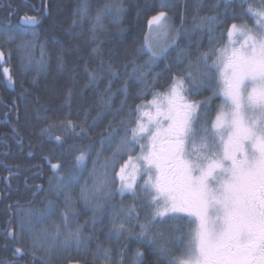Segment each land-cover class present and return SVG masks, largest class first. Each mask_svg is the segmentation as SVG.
Returning <instances> with one entry per match:
<instances>
[{"label": "snow or ice", "instance_id": "6c2138e0", "mask_svg": "<svg viewBox=\"0 0 264 264\" xmlns=\"http://www.w3.org/2000/svg\"><path fill=\"white\" fill-rule=\"evenodd\" d=\"M176 7L173 0H157L148 9L154 14L147 19L143 41L124 49L127 61L122 64L116 62L121 58L119 43L110 47L107 59L103 50L113 39L106 22L116 27L120 38L127 31L123 23L128 10L122 0H77L65 33L70 37L67 45L59 36L50 38L57 46L54 56L46 55L37 33L43 17L50 15L49 0H44L43 15H24L15 26L0 23V87L17 86L10 67L12 49L5 47L15 45L21 74L33 66L38 75L47 74L55 60L60 72L47 82L46 94L62 92L63 105L69 108L67 115L53 119L34 96L37 79L31 80V87L19 85L12 110L19 121L17 100L25 105L26 118L28 106L39 104L34 111L44 124L39 135L49 145L43 159L51 176L47 187L29 186L27 207L16 202L4 231V250L10 255L0 257V264H264V0H217L215 15L194 21L191 31L206 30L209 35L206 50L196 42L195 56L177 42L182 34L191 42V32L174 27L170 13ZM84 22L89 24L87 36ZM37 47L39 60L32 55ZM170 50H178L181 70L172 73L165 64L168 83L162 91H153L163 75L156 68L170 58ZM70 52L74 56L69 69ZM138 56L147 59L138 64ZM81 65L84 89L95 90L102 83L105 87L96 101L99 107L82 104L83 116L73 119ZM121 68L144 85L137 94L140 103L128 104V80L121 78ZM65 71L66 79L61 75ZM114 81L123 85L119 107L114 104ZM202 90L212 96L192 99ZM216 96H223V102L212 118L209 110ZM93 110L97 115L89 123ZM113 110L99 149L84 143ZM12 132L19 143L20 130L14 126ZM86 171L88 179L81 183ZM117 194L131 196L133 203L117 209L112 205ZM82 216L87 218L81 223ZM98 234L105 236L107 246ZM130 242L138 245L131 258Z\"/></svg>", "mask_w": 264, "mask_h": 264}, {"label": "trees", "instance_id": "16d2710c", "mask_svg": "<svg viewBox=\"0 0 264 264\" xmlns=\"http://www.w3.org/2000/svg\"><path fill=\"white\" fill-rule=\"evenodd\" d=\"M5 2V10L3 20L6 22H12V25L15 26L19 23L20 19L24 15H43L42 7L44 0H2ZM125 8L128 10L127 14L124 18L123 27L127 29L123 38H120L116 35V27L110 24H107L108 32L112 34V41L110 44L104 47L105 59H107V54L109 52L110 47L116 46L117 43L121 46V58L116 62L117 64H122L127 61V57L124 55V49L127 48L129 51L135 47H139V45L143 41V37L147 31V19L152 13L148 9L154 7L157 3V0H122ZM174 3L177 4V7L172 10L170 13L173 17L174 27L177 29H181L183 33V29H188L191 32V42L188 37H185L183 34L180 39L177 41L180 45L181 49L188 50L191 52L193 56L197 54L196 42L199 41V47L201 51L206 50L209 47V35L206 30L196 29L195 31H191L194 29V21H198L199 17L210 16L216 14V9L214 8L217 0H173ZM51 4L50 15L44 16L42 23L37 28L38 33V43L46 44L47 52L46 55L54 56L57 51V46H53L50 42V38L52 36H59L61 41L67 45L70 37H66L65 33L70 29L72 25V17L71 11L76 6L77 0H49ZM92 3H95V0H92ZM57 6H59V10H57ZM15 12L10 19L9 13ZM139 11V18L137 17V13ZM236 11L239 12V8H236ZM183 12V27H181V13ZM219 12L223 13V7L219 9ZM2 12L0 10V20L2 18ZM89 24L87 22L83 23V31L84 36H87V29ZM222 31L223 29H218ZM80 31V29H78ZM219 39V36L216 37ZM80 42L83 44V37H81ZM88 47V45H84ZM11 47L12 49V58L10 61L11 71L16 79V88L14 90L8 89L5 87H1V89L9 91L8 100L9 103L12 104V101L17 98L18 93L20 92V83L23 82L25 87H31V80L36 78L39 84L38 89H33L34 96L38 95L40 97V103L44 104L48 109L46 115L53 119H60L68 114L69 108L67 105H63V94L62 92H57L55 95H47L46 84L48 81H52L53 79H57V73L60 70L57 68L55 64V60L53 59L50 62V66L47 74L41 72L39 75L33 66V69L26 74H21L20 72V59L19 53L17 52L15 45L5 46ZM178 50H170V58L166 61L160 63V65L156 68L157 72H162V78L156 81L157 87L153 89V91H162L164 87H166L169 80V73L164 71V65H170L172 69V73L180 71V66L176 63V54ZM83 54V53H82ZM36 60L40 58V48L37 47L35 51L32 53ZM74 53H69L66 57L68 61L67 67L70 69L72 65V57ZM147 57H137V63L142 64ZM92 67H95V64H92ZM83 65H81V75L77 76L78 83L75 85L77 89V93L74 96L71 106V115L73 119L78 118V114L80 117L83 116L84 108L81 105L92 106L93 108H98L99 106L96 104L98 96L101 90L105 87V84H100L99 88L93 90L91 88L84 89L83 85L86 82L82 76ZM2 71V70H0ZM128 73H131L132 69L129 67L127 69ZM68 72H62L61 75L66 79L68 76ZM120 76L123 79L128 80V104L133 105L134 103H140L141 101L137 99V94L140 89L144 88V85L139 81L129 78L125 75L124 69L121 68ZM61 83L64 82L63 79L60 80ZM123 85L120 82L114 81L113 93H117L114 98V104L116 107L120 106L121 100L124 98L122 95L118 94V90ZM10 91H15V94L10 95ZM83 92V99L80 98V93ZM209 96H212L211 91L202 90L201 94L195 95L192 99L197 101H203L207 99ZM33 99V98H30ZM151 95L146 97V100H150ZM17 103L20 104V120L17 121L16 113L12 110V106L5 107L1 109L0 106V139L3 138L5 141L0 140V257L8 258L10 252L4 250V246L7 241L4 239V231L9 226V220L12 216V212L15 211L16 202L19 201L21 206L27 207L28 202L31 200V191L32 189L29 187L33 184H43L47 187V182L49 177L51 176V171L49 165L42 158L38 160V154L40 152H45V155L48 153L49 145L46 140L42 142V139L39 135L40 128L44 126V124L36 118V113L34 109L39 107V104H30L28 106V118L25 117V105L20 103L17 100ZM220 104V97H213L210 110L211 112H215L217 106ZM63 105V106H62ZM127 112V108L125 109ZM5 113H8L6 116ZM115 114L114 110L112 113L107 114L98 124L96 129L91 133L88 140L84 141V143H94L97 150L99 149V140L101 139V133L106 132L107 125L109 121L112 120L113 115ZM97 115V111L93 110L90 113L89 123H91V118ZM211 114L210 116H212ZM16 127L20 130L23 139L20 142H17V137L12 132L13 127ZM123 133H121L122 135ZM32 155H29V153ZM111 152L105 150V157H110ZM93 158L94 155H93ZM103 159V157H102ZM38 165V168H35L33 171V166ZM89 171L91 170V162L88 164ZM11 173V175H10ZM8 178V183L10 187L6 183V177ZM88 179V172L86 171L83 174V178L81 183L84 180ZM27 181V183H25ZM118 187V185H117ZM41 198H43V194H41ZM39 203V201H37ZM133 203V199L131 196H124L121 198L118 194L115 199L112 201V205H114L117 209L122 206L130 205ZM9 205H12V208H9ZM141 215L144 214V209L141 208ZM87 217H81V223ZM14 226V225H13ZM107 227L103 229V232H107ZM189 229L185 227V232H188ZM100 241H104L106 246L107 242L105 241V236L103 234H98ZM179 243V241H177ZM185 245L188 244V240L185 239L183 242ZM138 245L135 242H130L128 244V257L131 258L135 249ZM155 259V258H153ZM21 264H24L22 261ZM151 264V262H150Z\"/></svg>", "mask_w": 264, "mask_h": 264}, {"label": "flooded vegetation", "instance_id": "af4514ba", "mask_svg": "<svg viewBox=\"0 0 264 264\" xmlns=\"http://www.w3.org/2000/svg\"><path fill=\"white\" fill-rule=\"evenodd\" d=\"M4 9H5V2L3 1V4L0 5V10H1V12H3V14H2V18H1V20H0V23H11V24H12V22H6L5 20H3V17H4ZM13 12H15V9H14ZM12 16H13V15L10 16V19H12ZM7 92H9V91L3 90V89H1V87H0V106H1V109L5 108V107H8V106H10V107L12 106V104L9 103V100H8V93H7ZM10 92H11L10 95L15 94V91H10ZM1 109H0V110H1ZM211 114H214V112H211V111H210V115H211ZM212 116H213V115H212ZM212 116H211V117H212ZM0 122H2V121L0 120ZM0 140L5 141V139H3V138H1ZM35 168H38V165H34V166H33V171H34Z\"/></svg>", "mask_w": 264, "mask_h": 264}, {"label": "bare ground", "instance_id": "6f19581e", "mask_svg": "<svg viewBox=\"0 0 264 264\" xmlns=\"http://www.w3.org/2000/svg\"><path fill=\"white\" fill-rule=\"evenodd\" d=\"M1 4H3V1L2 0H0V5ZM4 12H6V10L4 9ZM3 13V12H2ZM45 156V152H40L39 154H38V160H40V159H42L43 157Z\"/></svg>", "mask_w": 264, "mask_h": 264}, {"label": "rangeland", "instance_id": "374dc122", "mask_svg": "<svg viewBox=\"0 0 264 264\" xmlns=\"http://www.w3.org/2000/svg\"><path fill=\"white\" fill-rule=\"evenodd\" d=\"M218 97H220V104L217 106V108L222 104V102H223V96H218ZM216 111V110H215ZM214 116H215V112H214V114H213V116H212V118H214ZM194 227V226H193Z\"/></svg>", "mask_w": 264, "mask_h": 264}]
</instances>
